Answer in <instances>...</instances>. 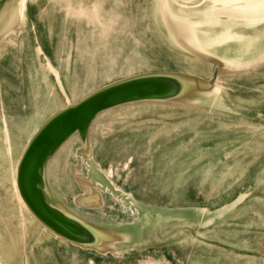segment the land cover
I'll use <instances>...</instances> for the list:
<instances>
[{
  "label": "water",
  "instance_id": "95a60500",
  "mask_svg": "<svg viewBox=\"0 0 264 264\" xmlns=\"http://www.w3.org/2000/svg\"><path fill=\"white\" fill-rule=\"evenodd\" d=\"M226 1L0 0V134L25 145L16 193L40 231L69 246L117 251L121 236L82 210L103 221L117 204L133 216L139 210L118 196H128L117 179L123 169L94 148L116 131L140 136L126 125L144 123L154 107L184 108L148 102L221 96V77L234 70L242 86L250 71L264 82V0ZM58 168L68 185L54 186Z\"/></svg>",
  "mask_w": 264,
  "mask_h": 264
},
{
  "label": "rangeland",
  "instance_id": "374dc122",
  "mask_svg": "<svg viewBox=\"0 0 264 264\" xmlns=\"http://www.w3.org/2000/svg\"><path fill=\"white\" fill-rule=\"evenodd\" d=\"M241 51L238 41L233 55ZM254 52L249 43V59ZM256 79L250 71L242 86L234 70L221 77V96L148 102L184 108L154 107L144 123L126 125L140 136L116 131L97 154L94 148L108 167L123 169L117 179L128 196H118L139 210L133 216L117 204L105 221L82 210L121 236L117 251L69 246L40 231L16 193L25 145L5 143L0 134V264H264V82ZM193 104L206 109L194 112L188 109ZM63 172L57 169L54 186L68 185Z\"/></svg>",
  "mask_w": 264,
  "mask_h": 264
},
{
  "label": "bare ground",
  "instance_id": "6f19581e",
  "mask_svg": "<svg viewBox=\"0 0 264 264\" xmlns=\"http://www.w3.org/2000/svg\"><path fill=\"white\" fill-rule=\"evenodd\" d=\"M227 1H231V2H233V4L236 5V1H237V0H227ZM227 1H226V2H227ZM21 8H22V7H21ZM167 10H169V9H167ZM167 10H166V11H167ZM248 19L251 20V23L254 22V21H256V18H255V19H254V18H251V19H250V16L248 17ZM187 24H188V23H187ZM193 28H194V26H193V24H192V27H190V29L193 30ZM193 31H194V30H193ZM191 33H192V32H191ZM193 34H194V33H193ZM193 34H191V35H193ZM193 36H194V35H193ZM190 40H191L190 42H193V43H194V41H193V37H192V36L190 37ZM196 43H198V42L196 41ZM23 44H24V45H25V44L27 45V41L25 40Z\"/></svg>",
  "mask_w": 264,
  "mask_h": 264
}]
</instances>
